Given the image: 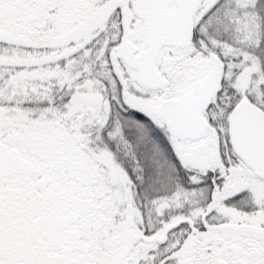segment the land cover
Wrapping results in <instances>:
<instances>
[{
	"label": "snow or ice",
	"instance_id": "1",
	"mask_svg": "<svg viewBox=\"0 0 264 264\" xmlns=\"http://www.w3.org/2000/svg\"><path fill=\"white\" fill-rule=\"evenodd\" d=\"M0 264H264V0H0Z\"/></svg>",
	"mask_w": 264,
	"mask_h": 264
}]
</instances>
